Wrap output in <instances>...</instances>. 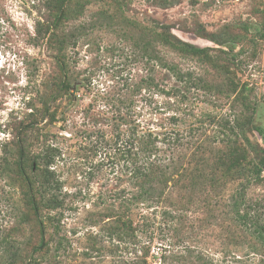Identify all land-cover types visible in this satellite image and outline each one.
I'll list each match as a JSON object with an SVG mask.
<instances>
[{
	"label": "rangeland",
	"instance_id": "1",
	"mask_svg": "<svg viewBox=\"0 0 264 264\" xmlns=\"http://www.w3.org/2000/svg\"><path fill=\"white\" fill-rule=\"evenodd\" d=\"M82 2L60 10H72L60 32L76 36L61 71L47 40L59 0H0V264H124L143 252L158 262L165 249L188 247L219 264H257L264 248L250 249L230 207L246 178L222 176L215 161L227 149L222 125L251 114L245 104L264 125V0H89L77 13ZM159 25L207 56L175 51L156 35ZM211 37H230L234 48ZM149 135L172 178L145 193L128 153ZM18 146L44 225L36 251ZM48 153L60 184L54 209L37 187ZM262 175L245 194L264 203Z\"/></svg>",
	"mask_w": 264,
	"mask_h": 264
},
{
	"label": "trees",
	"instance_id": "2",
	"mask_svg": "<svg viewBox=\"0 0 264 264\" xmlns=\"http://www.w3.org/2000/svg\"><path fill=\"white\" fill-rule=\"evenodd\" d=\"M67 0H59L58 13L54 19V25L56 31H51V27H47L45 33L49 34L47 38L48 44L55 49L56 58L58 60L59 68L64 71L63 61L61 57L64 56V51L74 42L76 36L74 33H64L60 32L59 25L62 19H66L72 10L66 12H61L62 4ZM89 2V0H85ZM79 4V8L76 9L77 13L81 12V8L84 3ZM74 11V9H73ZM109 26V25H108ZM160 30L156 32L158 38H160L164 43L168 44L172 49L183 54L192 55H204L205 49L191 43L183 41H175L173 35L167 31L166 25H159ZM264 34V31L261 32ZM211 41L224 45L230 50L234 45L233 40L230 37L224 39H217L215 37L210 38ZM207 56V55H204ZM168 67L178 80L183 79L184 75L179 72V70L172 65H165ZM65 88L68 85L64 81H61ZM246 108L251 110V114H247L241 117L235 116L231 119L228 124H223L221 131L224 137L223 142L227 143L226 152H222L215 161V171L221 172L222 176L227 175L232 172H236L239 176L246 178L245 182L237 194L231 196L230 207L233 213V219L236 224L241 229V234L248 237L250 240V249L256 254H263L259 250L264 248V203L248 199L245 191L252 183H259L262 181L264 172V146L259 140L253 141L249 137V133L255 132L259 139L264 143V125L256 121L254 113L256 112L255 105L245 104ZM26 126V125H25ZM149 135L148 138H139L138 148L133 153H128L130 160V173L131 177L134 178L135 184L142 187L143 191L146 193L148 188L150 190H155L157 185H165L168 180L172 178L171 171L168 172V163H165L161 159H157L154 152V140ZM241 141L243 144L239 143ZM248 154H252V157L247 158ZM16 157L14 165L17 172L25 180L27 186V198L30 209L38 222L39 230V243L33 247V251L41 249L44 244V225L39 213L38 200L34 192V182L30 180L29 177L25 175V163L26 158L24 156V148L19 147L16 151ZM153 157V158H152ZM41 160L44 163V169L40 170L38 173L39 180L37 181V187L43 201L49 208H57L61 205V201L58 199L57 195L54 193L55 190L60 188L58 180L55 178L53 171L49 169L50 164L53 162V153L49 155H42ZM244 161V162H243ZM36 168H39V163H33ZM31 168L33 165H30ZM182 174V173H181ZM215 183L213 179L212 184ZM145 187V188H144ZM160 195V192L157 193ZM146 198V197H144ZM264 201V200H263ZM213 207V206H212ZM209 210H213L210 208ZM118 226L122 227V231L125 234L127 230L125 227H129L126 224V219H118ZM118 230V229H115ZM118 232V231H117ZM119 233V237H120ZM121 239V237L119 238ZM172 243H168V245ZM170 247V246H169ZM124 264H219L215 263L212 258H210L205 253L198 251L196 248L188 247L184 252H171L169 249H165L163 253L159 255L158 262H149L147 260V255L143 252L141 255L135 254L134 257H130L124 261ZM257 264H264V259L261 258Z\"/></svg>",
	"mask_w": 264,
	"mask_h": 264
}]
</instances>
